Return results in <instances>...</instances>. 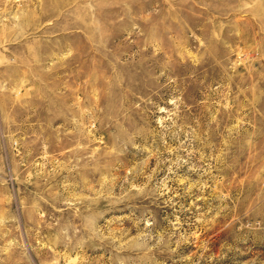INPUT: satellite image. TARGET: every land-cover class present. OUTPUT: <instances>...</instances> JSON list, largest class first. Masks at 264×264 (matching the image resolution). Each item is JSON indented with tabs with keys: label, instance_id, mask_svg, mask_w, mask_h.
<instances>
[{
	"label": "rangeland",
	"instance_id": "obj_1",
	"mask_svg": "<svg viewBox=\"0 0 264 264\" xmlns=\"http://www.w3.org/2000/svg\"><path fill=\"white\" fill-rule=\"evenodd\" d=\"M0 264H264V0H0Z\"/></svg>",
	"mask_w": 264,
	"mask_h": 264
},
{
	"label": "crops",
	"instance_id": "obj_2",
	"mask_svg": "<svg viewBox=\"0 0 264 264\" xmlns=\"http://www.w3.org/2000/svg\"><path fill=\"white\" fill-rule=\"evenodd\" d=\"M35 116V115H34Z\"/></svg>",
	"mask_w": 264,
	"mask_h": 264
}]
</instances>
